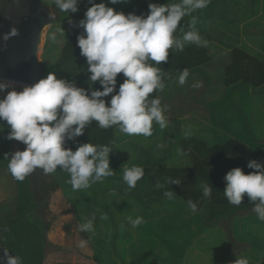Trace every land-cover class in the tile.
<instances>
[{
	"label": "trees",
	"instance_id": "16d2710c",
	"mask_svg": "<svg viewBox=\"0 0 264 264\" xmlns=\"http://www.w3.org/2000/svg\"><path fill=\"white\" fill-rule=\"evenodd\" d=\"M230 1L235 4L241 2L240 0ZM100 2H104L117 11H123L125 14L135 13L146 16L149 13L150 4L159 6L179 3L180 0H119L116 4H111L110 0H77L78 10L76 12H60V15L62 21L77 19L79 25L72 26L70 32L67 33L61 54L54 61H44V73L40 78L46 77L48 73L52 72L55 73L56 77L84 89L89 95L93 90H102L99 81L92 82L90 80L91 73L88 71L87 59L81 55V50L78 47V37L86 35L80 21L85 19V12L88 7L92 6V3ZM215 3L211 4L210 2L207 8L197 10L191 15L185 16V20L182 18L179 22L178 32L182 38L183 34L190 30V22L195 17L196 29L199 31L204 44L203 46L186 44L183 51L170 50L168 60L157 65L164 74V88L155 91L149 97V99L174 100L175 91L178 89L176 84L179 76L183 70H186L190 89L198 86L194 84H205L207 88L205 92L209 95H207L208 99L205 96L201 99L200 96L191 94L195 97V100L189 107H193L192 112L203 109V117L208 114L213 126L219 124L218 128L221 131L218 128L215 129L217 133L215 141H210L211 138L205 139L204 133H201L200 137L191 136L189 139L183 140L181 150L175 142L168 140L169 143L171 142L170 147L159 151L160 142L164 137H185V132H180L184 121L182 118H176L174 123L178 126L175 128L178 132L168 129L167 125L164 128L158 125L154 127L155 123H153V134L150 138L156 137L154 142L153 140L152 142L142 141L144 136L126 135L119 130L118 126L107 129L100 128L97 122L93 121L85 127L82 135L73 139L66 138L64 146L75 151L79 145L92 142L98 146L108 145L112 148L110 152L112 163L110 166L114 171V175L105 178L102 182L91 183L87 189L77 190L79 192L78 197L75 199L77 210L82 212L90 210L97 218H102L104 213L108 212L109 214H107L110 215L108 222L115 227L117 233L118 230L122 232L123 227L120 230L121 223H128L130 219L135 220L140 217L139 212L136 216L126 213L131 200L144 205L148 210L152 209V211L149 210V215L157 213L160 205L164 203H167L168 207L172 204L170 205L172 209L176 207L182 213V217H184L185 212L192 213L195 216L207 214V222L200 224L197 230L201 233H208V236H211V232H222L228 238L225 247L226 252L231 254L229 250L232 245H237V242L240 243L239 250H242V252L250 247L251 242H257L255 238H252L253 233L256 231L252 229V226L259 225L264 229V221L258 219L254 211L255 205L247 195H245L241 205L235 206L228 202L223 192L226 185L224 177L232 168L241 167L247 174L254 171V169L247 166L249 160L254 159L264 165V144H257L256 141L250 138L251 144L248 146L246 144L248 142L243 141L247 137L245 135L230 139L227 137V132L230 130L232 123L234 130H236L238 122L245 129L250 130L251 126L249 122L246 123L248 126H245L240 120V115L243 117L246 116V113L244 110H240V108H244V105L234 104L235 98L238 97L241 100L242 96L238 92L236 93L234 85L241 88L243 94L247 95L248 98H250L248 91L250 87L259 89V95L264 97V42L261 43V50L254 53L244 43L240 45L241 39L238 34L234 43L223 42L224 47L208 44L207 42L212 36V33L208 30L210 21L222 18L221 14L219 17L215 15L217 13ZM54 46V43L48 42L47 50L50 51ZM216 76L221 79L216 78ZM124 79L122 73L118 74L114 93L103 97L106 102H110L111 96L118 92L119 85L123 83ZM198 80L200 83L196 82ZM217 80L220 81L217 82ZM10 90L12 89L8 86L3 92H0V98ZM179 93L181 92L179 91ZM187 95H189V92H187ZM232 107L234 110L231 109ZM173 109L180 115L184 110L182 106L173 107ZM228 110L231 111V118L227 114ZM263 112L264 106L259 114L261 118L264 117ZM226 119H229L230 123L226 122ZM209 129H214V127ZM9 131L10 128L7 122L0 120V168L8 171L9 175L14 178L8 170V160L5 159V154H8L9 157L13 154L12 147L16 141L7 139ZM162 134H164L163 137L159 136ZM128 138L130 139L125 141ZM184 156H188L193 164L189 165L188 162L180 163L177 161L184 158ZM132 166H141L144 169V176L137 182L135 188H129L123 181V169ZM39 170L42 172L41 169ZM51 175L54 182L47 183L45 192L49 204L52 195L61 186L72 192V186L69 183L70 174L66 170L58 168ZM170 179H179L180 183H171L169 182ZM14 180L18 191L15 209L9 211L4 217H0V264H6L5 248L9 250V254L20 256L24 264H46L52 254L64 250V247L53 244L47 237L49 229L57 219V215L52 217L53 214H48V223L45 222L43 216H34L35 210L39 208V203L31 187V175L23 181H18L15 178ZM202 182L211 185L212 194L210 198L203 197V190L200 187ZM99 188L105 190V192L100 194V192H97ZM107 192H112V197L110 196L109 199L106 194L104 195ZM166 192L172 193V195L166 196ZM122 196L124 200L120 199ZM189 199L197 203V211L193 212L188 207L187 201ZM81 204H84V206ZM102 210L103 213H101ZM123 212L127 215H123ZM118 214L121 216L118 217ZM108 215L105 216L108 217ZM124 216L126 217L125 220L120 218ZM190 221L195 223L192 218L188 220V223H191ZM174 222L170 224L174 232L170 233L169 237L161 233L155 234L157 236L152 240L149 239L153 246L164 245L161 246L160 250L166 255L169 254L168 259L154 262L149 258L148 263H182L183 254L189 249L188 242L185 243L186 240L199 232H186L187 237L184 238V236L178 234L181 226H177V222ZM141 228H143V223ZM141 230L145 232L143 229ZM217 234L214 236L213 242L223 239L219 233ZM181 237L182 239L178 240ZM160 242L162 243L160 244ZM66 248L68 249V247ZM170 249L171 253L168 252ZM98 258L101 262L103 261L101 256Z\"/></svg>",
	"mask_w": 264,
	"mask_h": 264
},
{
	"label": "clouds",
	"instance_id": "9594fccd",
	"mask_svg": "<svg viewBox=\"0 0 264 264\" xmlns=\"http://www.w3.org/2000/svg\"><path fill=\"white\" fill-rule=\"evenodd\" d=\"M119 0H110L116 4ZM211 0H180L179 3L149 5V13L125 14L104 2L92 3L80 23L86 35L78 37V47L85 56L92 82L99 81L102 90L87 91L58 79L55 73H48L32 85L22 90L13 88L0 98V120L6 121L10 128L7 139L22 142L26 147L17 150L9 157L8 170L18 181H23L37 169L44 174H53L57 169L70 174L72 189L81 190L91 183L102 182L114 175L110 166L108 145H95L92 142L79 145L75 151L66 148L65 139L82 135L87 125L93 121L100 128L118 126L129 136L150 137L153 122L161 128L167 121L159 98L149 99L155 91L164 88V74L157 66L168 60L170 50L183 51L186 44L203 46L196 18L190 22V30L182 38L174 34L179 22L187 15L208 7ZM61 12H76L77 0H55ZM18 32L12 28L4 40ZM154 62V63H152ZM125 77L118 92L111 96L110 102L103 97L114 93L118 74ZM188 73L182 71L178 83L186 82ZM8 87L0 82V92ZM245 173L241 167H234L224 177L226 185L224 196L232 205L243 203L245 195L255 205L254 211L259 220L264 221V165L249 160ZM144 176L141 166L123 169V181L129 188H135ZM179 184L180 180H171ZM203 197L210 198L212 187L201 183ZM166 196L172 193L166 192ZM191 211H197V203L187 201ZM130 222L133 227L141 224L137 218ZM80 231H93L92 220L79 225ZM81 247H84L82 242ZM5 248L6 264H24L18 255L9 254ZM232 264H250L247 256H237Z\"/></svg>",
	"mask_w": 264,
	"mask_h": 264
},
{
	"label": "rangeland",
	"instance_id": "374dc122",
	"mask_svg": "<svg viewBox=\"0 0 264 264\" xmlns=\"http://www.w3.org/2000/svg\"><path fill=\"white\" fill-rule=\"evenodd\" d=\"M215 1L217 2L215 3ZM240 1L239 4L231 3L230 0L211 1V4L215 3V11L217 12L215 15L219 17L221 14L222 18H216L210 21L208 30L212 33V36L207 43L216 44L218 47H224L223 42L234 43L237 40L238 34V37L241 39L240 45L244 43V45H247L250 50H253L251 52L254 53L255 51L261 50V43L264 42V0ZM35 4H40L43 7L38 15H34L32 12V6H35ZM60 12L61 11L55 4V0H0V18H2V20H0V27L1 21L4 20L5 23L6 21H19L20 17L23 15H34V18L37 16L39 17V15L46 16L45 18L48 22L43 29L37 60L43 72L44 61H54L61 54L62 46L67 38V33L70 32L72 26L79 25V22H77L78 20H75V18L62 21ZM183 20H185V18ZM12 28L17 29V26L8 25L5 31L10 32ZM174 35L177 38H181L178 28ZM48 42L55 44L54 48L50 49V51L47 50ZM42 74L39 73L35 82L40 79ZM57 78L62 79L60 77ZM216 78L221 79L217 76ZM219 81L220 80H217V82ZM0 82H5L11 89L15 88L17 90H22L23 87L27 86V84L16 83L10 80H0ZM196 82L200 83L199 80ZM176 85L178 89L175 91L174 100L160 101L162 102V108L165 110L164 116L167 121V128L178 132L175 129L178 126L174 123V120H176V118H182L184 123L181 125L180 132H185V137H164L160 142L159 151L163 148L168 149L170 147L171 142L169 143L168 140L175 142L176 146L181 150V143L183 140L189 139L191 136L200 137L199 135L201 133H204L205 139L211 138L210 141H215L217 139V133L215 131L219 124L213 126L208 114L203 117V109L192 112L191 110L193 107H189L195 100V97L191 96V94L200 96L201 99L205 96L206 99H208V94L205 92L207 89L205 84H194L198 86L190 89V83H188L186 77V82L183 85L179 83ZM234 87L236 93L238 92V94L242 95L241 100H239L238 97L235 98L234 104L240 106L244 105V108H240V110H244L247 116L242 117L240 115V120H242L245 126H248V122L251 126L250 130L245 129L244 126L238 122L236 130H234L232 123L230 130L227 132V137L230 139L245 135L247 136L246 139L242 140L248 142L246 143L248 146L251 144L250 138L256 141L257 144H264V117L261 118L259 116L264 106V97L259 95L260 92L257 88L250 87L248 89L250 94V98H248L247 95L243 94L244 92L241 88L235 85ZM179 91L181 93H179ZM187 92H189V95H187ZM228 101L231 102L229 99ZM179 106L184 108L181 115L173 111V107ZM231 109L234 110L233 107ZM227 114L230 116L229 118L232 117L230 110L227 111ZM226 122L230 123L229 119H226ZM157 125L159 126V124L155 123L154 127ZM213 127L214 129H209ZM218 129L221 131L220 128ZM159 136L163 137L164 134ZM149 138L150 137H142V141L152 142L153 140L154 142L156 140L154 136ZM129 139L130 138L125 139V141ZM25 147L26 145L22 142L15 141L12 151L14 153L17 150H23ZM183 153L186 155L185 152ZM111 161L110 157V164L112 163ZM177 161L180 163L188 162L190 163L189 165L193 164L188 156H184V158ZM30 175L31 187L39 203V208L35 210L34 216L40 217L41 215L44 217L45 222L48 223V214H53L52 217L57 215V219L49 229L47 237L53 244L64 247V250L53 252L54 254L50 256L46 264H150L151 262L148 263L149 258L154 262L166 261L169 254L166 255L160 250L161 246H164L161 244L162 242H160L161 246L156 247L151 244L149 239L152 240L157 236L155 234L161 233L169 237V234L174 232L170 227L173 221L177 222V226H181L178 234L179 236H184V238L187 237L186 232H199L197 229L200 224L207 222V214L202 216L198 214V216H195L192 215V213L185 212L184 217H182V213L176 209V207L172 209L170 207L172 204L168 207L167 203L161 204L157 213L149 215L148 212L149 210L152 211V209L148 210L144 205L135 203L131 200V204H129L126 213L136 216L139 212L138 214L141 217L139 218L142 220L141 224L143 223V228H141V224L137 227H133L131 222L128 221V223H121L120 230L123 227L122 232L117 229V233L115 232V227L108 222L110 219L108 212V214H102V218H97L90 210L82 212L76 209L75 199L79 194L77 190L74 191L72 189L71 192V190H66L61 186L52 195L50 204L47 203V195L45 196V192L47 183L54 182L53 176L51 174H44L43 171L40 172L39 169L35 170ZM97 192L102 194L105 190L99 188ZM17 193V185L14 178L9 175L8 171L0 168V217H4L9 211L15 209ZM105 194L108 199L110 196L112 197V192L104 193V195ZM123 196L120 197V199H123ZM81 205L84 206V204ZM119 206L121 205L119 204ZM101 213H103V210ZM126 213L123 212V215L126 216ZM105 215H108V217ZM119 216L121 215L118 214V217ZM125 216L120 218L125 220ZM190 218H192L195 223L191 221V223H188ZM89 220H92L94 230L90 232L80 231L79 225ZM252 229L256 230L252 238H255L257 242H251L250 247L244 252L239 250L240 243L237 242V245H232L230 248L229 253L231 254H227L226 252L225 247L228 238L225 237L222 232H211V236H208V233L199 232L197 235L186 240L185 243L188 242L189 249L184 252L182 263L179 262L178 264H232L237 256H247L250 264H264V229L259 227V225L252 226ZM217 233H219L223 239L213 242L214 236L218 235ZM114 235L115 238L113 239ZM175 237L177 238L178 236ZM181 239L182 237L178 240ZM229 240L231 239L229 238ZM82 242L84 243V247L80 246ZM66 247H68V249ZM168 252L171 253V249ZM99 256L103 258L102 262L98 258Z\"/></svg>",
	"mask_w": 264,
	"mask_h": 264
},
{
	"label": "water",
	"instance_id": "95a60500",
	"mask_svg": "<svg viewBox=\"0 0 264 264\" xmlns=\"http://www.w3.org/2000/svg\"><path fill=\"white\" fill-rule=\"evenodd\" d=\"M42 9L43 7L40 4L32 6L34 15H38ZM34 15H23L19 21L15 22L6 21L5 23L4 20L1 21L0 80H10L24 84L30 83L32 85L39 73H44L37 60L43 29L48 20H46V16L44 17V15H39V17L37 16L35 18ZM8 25L17 26L16 30L18 34L4 40L3 35L9 33V31H5Z\"/></svg>",
	"mask_w": 264,
	"mask_h": 264
},
{
	"label": "bare ground",
	"instance_id": "6f19581e",
	"mask_svg": "<svg viewBox=\"0 0 264 264\" xmlns=\"http://www.w3.org/2000/svg\"><path fill=\"white\" fill-rule=\"evenodd\" d=\"M30 85V83H27V86Z\"/></svg>",
	"mask_w": 264,
	"mask_h": 264
}]
</instances>
